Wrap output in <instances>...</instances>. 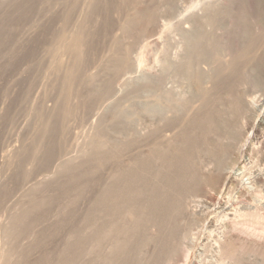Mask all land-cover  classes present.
Returning a JSON list of instances; mask_svg holds the SVG:
<instances>
[{
	"label": "bare ground",
	"instance_id": "obj_1",
	"mask_svg": "<svg viewBox=\"0 0 264 264\" xmlns=\"http://www.w3.org/2000/svg\"><path fill=\"white\" fill-rule=\"evenodd\" d=\"M62 1L68 6H65L67 7V11L64 14V20L68 23L73 20L72 17L75 18L73 12L78 10L77 8H79V6L77 7L78 4L75 3V1ZM165 1L168 5L169 3L173 5L175 2V0ZM255 1L257 2L255 3V5L257 4L256 8L258 7L255 16L256 20L253 16V20L255 21H251L249 18L250 16L247 17L248 15L244 16L245 14L242 11L244 18L246 17V19L248 18L250 20L242 19L241 26H239L240 18L238 16L241 13H238L239 15L236 14V17L239 18V32L237 30V24L235 25L237 27L235 30V26L231 28L233 24H230L231 22L229 23L230 17L233 19L234 16L232 7L233 4H235V0H197L195 2L194 10L188 15L189 17L187 19V22L192 25V28L190 26L189 28L191 29H186L189 23L184 25L185 21L183 22V20L185 19H182V22H180L182 27L179 28V24H177L178 27H175L177 28L176 30L179 31L177 33L180 34L179 37L181 38H179L177 42L178 45L180 44L178 46L179 50H177L178 48L176 47L177 49L173 51L174 53L171 52L173 55L168 54L167 52L169 51H167L165 56L162 55L164 57L162 63L157 59L158 63L161 64L159 68H163L164 71L161 74L159 85L157 84L158 79L156 78V83H152L148 87L149 91L156 89L158 86V89L154 90L152 94H155V91H160L158 92L160 109L158 106H155L156 104L154 105L158 108V110L156 109L158 113L157 119L154 120L152 117H149L150 119L146 126L144 136L140 137L139 134L138 136L134 135L135 131H132V136H125V139L121 138L122 140L117 141L113 140L114 137L113 139L107 137L106 134L108 132L104 125L108 124L98 122L101 125L99 124V128L97 127L98 130L95 138L90 140L89 148L87 147L88 150L87 148L83 150L82 147L84 145H82V147L80 146L82 152H78L80 155L78 156V153L76 154L77 156L73 155L76 159L71 156V158L68 156V159L66 156L67 159H63V162L60 161L61 163L56 167L57 171L55 172L57 174L55 175L58 177L53 175V183H50L52 180L48 183L43 177L47 184L42 181V183H44L42 186H32L31 188L29 186L30 192L27 191L29 192L27 205L21 206L20 208L17 207V209L19 208L18 211L10 213L8 223L0 229L2 234L0 237V264H188L193 254V237L200 238L202 233L208 229V227L206 228V222L208 219L212 218L210 217L211 215L215 220L214 222H217L219 226L221 225V229H223L222 227L226 223H229V225L227 224L225 226L226 229L224 228L225 232L231 230L232 232L234 231V233L236 231L237 234L238 232H242V234L246 233L249 236L252 235V237H264V207L262 208L259 204H256L258 202L254 205L247 200L252 206H250L249 210L245 208L246 211H243L244 206L240 207L241 203L232 204L230 200L223 203L217 198L218 194L222 195L225 193L230 195L234 192L240 194L241 197H246V199H248V195L258 198L257 194L261 193L258 189L253 190L256 188L254 186V188H252L253 191H250L242 185V181H244L243 179H245L244 177H246V175L237 179L231 174V169L235 164L239 162V164L244 163V160L241 159V149L249 140V134L251 132L258 133V130L264 128V119H260V115L255 108V104H259V100H257L255 96L260 92L258 89L264 87V85L261 86L264 82V0ZM34 2L35 0H24L23 4V2L14 0L15 5L21 8H25L28 5L30 10L31 7L33 8L32 5H34ZM159 2L160 1H158V3ZM83 3L85 6V2ZM130 3L142 5V7L131 10L129 7L131 6ZM156 3L157 0H94L90 3V10L86 16V21L88 25L92 23V21L98 23L94 17L100 15L103 29L101 27L100 31L99 28L95 29L98 30L99 33H101V29L103 30V33L100 34L102 37L99 35L101 39L110 32H113L116 26H119L120 29V34L112 37L111 44H109V42L106 43L108 47L111 45L109 49L106 47L108 51H110L111 56L109 55L110 59L108 58L109 60L107 59V63L104 64V72L106 71L104 76H106L104 78V84L102 80L101 87H97L95 83L98 81V77L103 75V71L100 76L90 75L91 73H89L88 70L85 71L89 68L86 65H90L88 62H91L88 57H91L92 54L93 58L95 55L96 57L98 55L97 53L95 55L92 53L94 50L93 45L97 44L95 43L96 38H100L98 37V32H90L86 28L84 31H80V33L74 35L70 34L71 37L69 38L67 36L68 32H66V34L63 31L64 33L60 32V34H62L56 36V42L51 45H45L48 46L46 48L44 46L45 56L54 57L56 55L57 57L58 49L60 48L59 46V48H57L58 43H63V41H67L68 38H72L71 40L73 41L69 46L67 45V47L64 48L55 62V71L58 72L59 76V84H56L58 87L57 89L60 91V94L58 91V103H54L55 100L53 101L54 104L49 102L52 106L56 104L53 109H50L46 102H44L46 107L40 106L39 109L37 108V112H34L36 115L33 113L32 117L38 118L39 121L38 129L36 132H33V134H35L31 141L25 145L23 151L16 157L15 165L17 164L18 167L16 171L19 172L17 173L21 179H27L29 176L33 175L32 173L34 171H39L38 168H47L55 155H58L62 150L64 153L67 147H70L69 145L66 147L65 143L66 141L69 142L72 136H67L70 140L65 139V137L67 131L72 127L67 129V127H69V125L67 126L66 124L67 120L69 118L72 120L71 117L74 118L75 116H72L74 107H72V104L70 105L71 98L79 99V103L76 102V104L83 110H81L82 114L87 113L84 115L89 116L88 112H90L93 107H99L98 103L100 100L116 88L114 86V79L117 78V75L120 74L124 68L127 69L128 66H132L130 65V63H132L130 62V55L132 54V50L134 49L133 46L136 41L141 39L144 33H147L146 29L149 26H154L156 22H158L157 19L160 15V9ZM176 3L177 2H175V4ZM0 9H2L1 5ZM173 9H175V7ZM30 10L24 12L23 10L8 9L0 16V20L11 24V29L15 30L16 27L13 28V24L17 20L28 17L27 15ZM113 10L119 13L127 12V16L125 18L122 17L124 18L123 21L120 20L121 18L118 19V22L122 21L119 25H116L118 24L117 22L114 24V19L112 21L110 17V13L111 11L113 12ZM78 13L81 14V12ZM114 13L116 14V12ZM161 14L163 15L162 12ZM97 18L101 21L98 16ZM254 22L256 24H254ZM72 24L74 25V23ZM87 24L85 26H88ZM155 27L157 28V26ZM165 27L168 29L171 28V26L166 25L164 28ZM93 29L94 28H92V30ZM115 31L117 30H114V32ZM165 31L166 30H164V32ZM164 32L163 34H166ZM227 32L232 34L231 37L233 39H231L232 41L230 43L224 38ZM233 35L235 36L233 37ZM124 36H130L132 38L131 42L126 43V37ZM9 39L10 38L4 39L0 37V47L8 44V41L10 44ZM101 39L99 40L100 43ZM168 40L165 41L170 43V39ZM11 41H14L15 47V41L17 40L13 39ZM99 42L95 47L99 45ZM138 42L139 41H137V43ZM101 44L99 48H101ZM103 44H105V42ZM166 45L167 44H165V47ZM10 47H12V45ZM17 48H15V50ZM227 51H229V53ZM14 53L16 52L14 51ZM100 53L102 52L100 51ZM105 53L108 56V52ZM38 54L40 53L38 52ZM38 54L36 53V55ZM140 55L139 64L143 63V56ZM86 60H88V62H86ZM44 61L40 60V63L35 64L40 66ZM96 62L100 63V61L97 60ZM162 64L163 67L161 68ZM204 65H207L210 69H208L209 71L207 73V69H205V71L202 69ZM7 66H9V64ZM10 67H12V65H10ZM40 67L42 68V65ZM130 67L129 70L131 69ZM87 72L89 74H87ZM123 72L125 73L126 70H123ZM181 79H188L189 83L191 82L192 88L190 89V84L188 85V89L190 90L186 91L187 88H182L185 84L183 85V83H180ZM40 80L42 81L41 77ZM169 80H172L171 83H173H170L171 86L173 85L170 89L166 87ZM188 81L186 80L184 83H188ZM174 83H176V85L179 84V86L181 85L179 89H182L178 90L180 92H184L185 90L187 94L184 95L183 93V95H180L181 93H177L178 91H176V89L179 86L177 85L178 87L175 88L174 86L176 85ZM16 87H13V89ZM10 88L8 90H10ZM191 90L192 93H190ZM254 90H257V94L253 93ZM11 91L13 92V90ZM193 92H195V95ZM262 92H260L261 95L264 94ZM21 93L23 94L24 92ZM189 93L190 96L193 95L188 97L187 95H189ZM15 94H18V92ZM54 97H56V95H54ZM158 97L155 100H157ZM41 102H43V100L39 103ZM14 103L16 102L14 101ZM150 103L152 104V102ZM16 104H18V102ZM156 110L154 109V111ZM151 112L153 113V110ZM151 112L149 111V113ZM6 116L7 115L4 117L6 118ZM78 118L79 115L76 119ZM100 120L103 122L101 117L98 121ZM125 129H127V127L123 128V126H120L121 132H124ZM71 131L72 129L69 131L70 135L73 133ZM69 144H71V141ZM65 155H61L62 158H64ZM67 155H69V153ZM32 156L35 157V163L33 162V165L29 162ZM29 163L32 166H30ZM243 166L244 165H242V167ZM55 178L60 179L57 180ZM54 179L57 181L54 182ZM39 182L42 184L41 180ZM254 183L255 182L251 181L252 185ZM246 187L248 188V185ZM251 187L249 188L251 189ZM2 191L3 190L0 191V208L6 200L5 198L8 197L7 193H10L9 190L7 192ZM261 199L262 198H260V200ZM247 202L246 205L244 204L245 206H247ZM80 203H84V207L82 209L80 207L82 210L81 213L78 211V204ZM54 207L57 210V215L55 214L56 218H54V221H56L55 225L53 227L51 226L52 228L50 229L48 227L46 228L47 230L43 229L44 231L36 233L35 230L46 222L48 215ZM211 221L213 222V220ZM214 228L215 227H213V229ZM62 230L66 232L62 245L56 248L53 247L54 249L51 245V249L45 247L46 249H43V254L40 248L46 245L49 246L48 242L51 240L55 241L52 238L59 237L58 234H62ZM231 231L229 233L232 234ZM214 232L215 231H212L211 233ZM29 235L32 236V238H29L30 240L32 239V241L28 240L30 241L29 243L27 238L26 241L30 246L27 244L28 247L25 248L24 244H21V242H23L25 236ZM226 236L223 237L222 235L221 239L225 240L229 237L228 235ZM209 238L212 237H208V239ZM237 239H239V237ZM206 240H204L205 243L209 241ZM257 240L259 239L257 238ZM218 242L220 243V241ZM244 242L245 241H242V243H240L243 244ZM246 243H244V245H246ZM221 244H223V242H221ZM206 245L208 246L207 243ZM211 245L217 253L218 251L213 247L216 245H214V243ZM217 245L219 247L218 250H221V261L231 259L229 261H234L236 264L237 262L240 263L242 259L240 258L242 251L240 248H236V251L231 253L229 251L227 252V250H231L229 248L223 250L227 246ZM244 245H241V248ZM38 249L41 250L43 254L42 257L40 255L37 260L34 259L36 261H31L30 259L33 258L31 257L33 256L32 252H36ZM211 251H206V253H211ZM213 255H215V253H213ZM199 256L203 257L202 255ZM211 260L209 264H215L213 262L216 261V263L220 264V262H218L219 259L216 261H214L215 259Z\"/></svg>",
	"mask_w": 264,
	"mask_h": 264
},
{
	"label": "rangeland",
	"instance_id": "obj_2",
	"mask_svg": "<svg viewBox=\"0 0 264 264\" xmlns=\"http://www.w3.org/2000/svg\"><path fill=\"white\" fill-rule=\"evenodd\" d=\"M18 1L23 2V4H24V0H18ZM60 1L59 0H35L34 5H32L33 8L31 7V10H30V8H29L28 5L25 8H23V7L21 8L20 6L15 5L14 4V0H0V5H1V8H2V9H0V16L6 10H8V9L9 10L15 9V10H19V11L20 10H23L24 12H28L30 10V12L27 15L28 17L30 16L29 18L26 17L25 19L17 20L13 24V28L16 27L15 30H12L11 29V24H8L7 22H4V21H1L0 20V37H3L4 39L5 38H10L9 39L10 40V44H9V41H8V44H6L7 46L4 45L3 47H0V137L1 138H4V139H1L0 138V142H1L0 143V154H1L0 155V184H1L0 185V189L3 190L2 192H7L8 190L10 192V193H7L8 194L7 195L8 196L7 197L8 199L5 198L7 201L4 199L5 200L4 201L5 203L3 202L2 207L0 208V224H1L0 229L8 223V221H9L8 218L10 217V213L11 212L14 213L15 211H18L21 206L27 205L28 200H29V192H30L29 186H30V188L32 186H34V187H36L38 185H41L42 186L44 184V183H42V181L47 184V182L49 183L52 180V182H50V183H53V178L52 177H53V175L57 174L55 172V171H57V168L56 167H58L61 162H63L67 158L69 159L70 156L72 158L76 159V157H74L73 155L77 156L76 154L78 152H82V150H80V146L82 147V145H84L82 147L83 150H86L87 147L89 148L90 140H92V139L95 138V135H96L97 130H98L97 127L99 128L98 125L100 123H102V124H108V125H104L105 128L107 129V132H108L106 135L110 139H113V137H114L113 140H116V141L117 140H122L123 138L125 139V136L126 137L132 136L133 135L132 131L133 132L135 131L134 132V135H137L138 136V134H139L140 137L141 136H144L145 129H146V126L148 124L149 119L151 117L154 120L157 119V115H158L157 110H158V108L160 109V107H159V101L160 100H159V97H158L159 96V93L158 92H160V91H158V92L155 91V94H152V92H154V90H157L158 89V86H157L156 89H152V90H149L148 91L149 85L152 84V83L153 84L156 83V81H155L156 78L158 79L157 84L160 82L159 80H160L161 74L164 71V69L162 68L163 67V64L161 66L162 69H160L159 66L161 64H159L158 61L160 63H162L163 60H164L163 59L164 57L162 55L165 56V53L167 51L170 52V53L167 52L168 54H171V52L175 51L178 48V46L180 45V44L178 45V43H177L178 40H179V38H180L179 37L180 34L177 33L179 31H177L176 30L177 28H175V27H178L177 24H179V28L182 27L181 24H180V22H182V19H185V20H183V22L185 21L184 22V25L187 24V23H189V22H187V19L189 17L188 15H190L192 13V10H194L193 9L194 8V4H195V2L197 0H182V1L181 0H175V2H177V3L175 4V2H174L173 5H172V3H171V5H170V3L168 5V3L165 0H157V3L156 4L158 5V8L160 9L159 14L161 16L158 14L159 15V17L157 19L158 22H156V24L154 26H149L146 29L147 33H144V35H143L144 37L142 36L141 39L137 40V41H139L138 42L139 44L136 41V43H137V44L135 43L136 46L135 45L133 46V48H134L133 50L134 51L132 50V54L130 52V54H131L130 55V57H131L130 58V62H132V63H130V65H132V66L131 67L130 66L127 67L128 70H129V67L131 69L128 71L126 68H124L123 70L124 71L126 70V72L124 73L123 70H122L121 71L122 73L120 72V74L117 75V78L115 77L116 78V79H114L115 80V85L114 84L113 85L116 88L114 90L112 89L114 92L112 91L109 94H107L106 96H104V98H102L103 101L101 99L100 102L98 103L99 104V107L98 106H97L98 108L97 107H93V109L90 111L91 113L88 112L89 116L84 115V114H87V113H84V112H83L84 114H82V112H81L82 109L79 108L78 105L76 104V102L79 103V99L76 98L78 100L77 101L75 98H73V99L71 98L70 105L72 104L73 105L72 107H74V109H73L74 110V113H73L72 116H74V115L75 116H74V118L71 117L72 120H70V118H69L68 119L69 121L67 120V123L66 124H67V126L69 125V127H67V129H69L72 126L71 127V129H72L71 132H73L74 134L72 133L73 135L72 134L70 135L69 134V131L71 129H69L67 131L66 137L67 136H70V137L72 136L71 137L72 139L70 140L69 137H67V138L65 137V139H68V140L71 141V144H69L70 141L69 142L66 141V143H65V140H64V143L66 144V147H67V145H69L70 147L69 148L67 147L68 150L66 148H64V149L67 150V151L65 150L66 152L64 151V153L62 152L63 150L60 151V153L58 152L59 154L58 155H55V157L58 156V157H56L57 159L54 157L55 159L54 158L52 159V161L50 162V165L47 168H44V169H39L38 168L39 171H37V172L34 171L32 173L33 175L29 176L27 179H25V178L21 179V177L18 176L19 175L18 174L19 172L16 171L18 169L17 164L15 165V163H16V157L23 151L25 145L31 141L33 135L35 134V133L33 134V132H36L37 129H38V126H39L38 125V123H39L38 118H34V116L32 117V115H33V113L36 110H38L40 108V106L41 107H44L46 104H47V106H49L50 109H53V107L56 104L52 106V104L49 103V102H52L53 103V101L55 100L54 103H58L57 100H59L60 91H59V89H57L58 87L56 86V84L57 85L59 84V82H58V77L59 76H58V72L55 71V62L57 60V57H59V55L63 52L64 48H66L67 45L69 46L73 42L71 40L72 38L69 39L72 34L74 35L76 33H80V31L82 32L86 28L90 32L96 31V32L99 33L100 27L102 28V23H101L102 22V18L100 17V15H97V16L101 19V21L98 20L97 16H95L96 18L94 17V19H96L99 24L96 23L95 21H92V23H90L91 24V26H90V24L88 25L87 24V21H86V16H87V14L89 13V10H90V5H91L90 3H92V1H94V0H83V1L82 0H70V2L71 1H75V3L78 4L77 7L79 6L80 9L77 8L78 10H75L73 12V14L75 15V18L72 17L73 20H71L68 23L64 20V14L66 13V11H67L66 9H67L68 6L65 3H63L62 0H60ZM158 1H160V2L158 3ZM78 2L79 3L81 2V3L79 4ZM83 2H85V6H84V3ZM236 2H237V4H236ZM72 3H74V2H72ZM255 3H257L255 0H237V1L235 0V4H233V7H232L233 8L232 10L234 11V12L233 11L232 12H233V15L235 17L233 16V19H232V17H230V21H229V23L231 22L230 24H233V25H231V28H233L237 24L236 26L238 27V29H237L236 26H235L236 28L234 27V29L235 30L237 29L238 32H239V26H241V23H242L241 21H242V19H246V17L244 18V16H247V15H248L247 17L250 16L249 18L251 19V21H255L256 20V17L255 16H256V12L258 10L257 9L258 7L256 8V5L257 4L255 5ZM130 4H131V6H129V7H130L131 10H135V9H138V8H141L142 7V5H137V4H133V3H130ZM144 4H145V2H144ZM239 4H242V5H239ZM65 6H67V7H65ZM174 7H175V9H173ZM239 7H241V8H239ZM81 9H83V10H81ZM161 9H162V11H161ZM236 11H237V13H236ZM242 11L244 12L245 15L243 14ZM78 12H81V14L78 13ZM114 12H116V14ZM161 12L163 13V15L161 14ZM238 13L239 14L241 13V14L239 15ZM167 14H169V15H167ZM236 14L239 15L238 17L240 19L236 17ZM252 14H255V15H252ZM114 15H116V16H114ZM126 16H127V12H125V13H119V12L113 10V12L111 11V13H110V17L112 18V21L114 19V21H113L114 24H115V22L118 23L116 25H119ZM241 16H243V17H241ZM253 16H254L255 20H253L254 19ZM122 17H124V18H122ZM118 19H120L122 21H119L118 22ZM238 19L240 21V25H239ZM250 19L247 18L246 20H250ZM62 20H64V21H62ZM233 20H235V21H233ZM83 21H84V23H83ZM85 21H86V23H85ZM162 21L164 22V24H163ZM177 21H179V22H177ZM64 23H65V25H64ZM72 23H74V25ZM86 24L88 26H85ZM254 24H256V23L254 22ZM163 25L164 26L165 25L166 26H171V28L170 29H168L166 27L164 28ZM60 26H61V28H60ZM155 26H157V28ZM190 26L192 28V25L190 23L187 24L186 29L187 28L188 29H191V28H189ZM66 28H67V30H66ZM92 28H94V29L92 30ZM95 28L96 29L99 28V31L96 30ZM179 28H178V30H179ZM254 28H255V26H254ZM102 29H101V33L98 34V37H100L101 36L100 34L103 33V30ZM114 30H117V31L114 32ZM114 30H113L114 33L113 32H110V33L111 34L113 33L115 35H113V34L111 35L109 33L107 36L105 35L103 39H101V37H102L101 36L100 38H96L95 43L98 44V42H99L100 39H101V43H102L103 40L105 39L104 40L105 44L107 42H109V44H111L112 37L113 36L114 37L115 36H118V34H120L119 26H116ZM164 30H166V31L164 32ZM63 31L65 33L68 32V34L67 33L66 34H67V36L69 38L67 39V41H65V42L63 41V43L62 42H59L58 43L57 48H59V47L60 48L58 49L57 57L55 55L54 56L55 59H54L53 56H50V57L45 56V54H44L45 53V48L48 47V46H45V45H51L52 43L56 42V36L58 34L61 35L62 33H64ZM60 32H62V33L60 34ZM163 32L166 33V34H163ZM225 35H226L224 37L225 40H228V42L230 43L232 41L231 39H233L231 37L232 34L227 32V33H225ZM119 36H122V35H119ZM166 36H168V37H166ZM234 36L235 35H233V37ZM124 37H126V40L124 39L126 41V43L127 42H131L132 38L130 36H124ZM12 38L15 39V40H17V41H15V47H14V41H11V40H13ZM129 38H130V40H129ZM167 38L170 39V43L168 42L169 40ZM164 39L165 40H168V41H165ZM164 41H165V44H167L166 47H165V44L163 45ZM143 42H144V44H143ZM149 42H150V44H149ZM11 43H13V44H11ZM19 43H20V45H19ZM101 43L99 42V45L96 46V47H95V45H97V44L93 45L94 46V50L92 51V53H94V55L97 53L98 55H97V57L95 55L94 58L92 56L93 54L91 55V57L90 56L88 57L90 59L89 61H91V62H88V60H86V62L90 63V65H92V66H90V65L87 64L86 66H88L89 68H87L85 70V71L88 70V72L91 73L90 75H96V76L102 75V71H103V75L100 76V77H98L99 79L95 83V85H97V87L98 86L101 87L100 85H102V80H103V84H104V78L106 76V75L104 76V74H106V71L104 72V70H105V68H104L105 65L104 64L107 63V61L110 59L109 57L111 56L110 51H108V49H109V47H111V45L108 47L107 44L105 45V44L102 43L103 44L102 45ZM100 44H101V48H99ZM11 45H12L13 48L10 47ZM162 45L164 46L165 49L163 48ZM44 46H45V48H44ZM167 46H169V47H167ZM174 46H175V48H174ZM15 48H17L18 50L17 49L15 50ZM163 49H164V51H163ZM177 50H179V48ZM14 51L16 53H14ZM95 51H97V52H95ZM100 51L102 53H100ZM138 51H140V52H138ZM11 52L13 53V55H12ZM38 52L40 54H38ZM105 52H108V56L106 55ZM160 52H161V54H160ZM227 52L229 53V51H227ZM36 53L38 55H36ZM173 53L171 55H173ZM42 54H43V56H42ZM104 55H105V58H104ZM139 55L140 56H143V63H141V64H139V58H140ZM44 56H45V58H44ZM161 56H162V58H161ZM46 57H48L50 59H48ZM159 57H160L161 60L159 59ZM37 58H38V60H37ZM42 58H44V59H42ZM39 59L40 60H43V61L45 60L43 63L41 62L42 63L41 64L42 65V68L40 67L41 65L40 66H37L35 64V63H40V60ZM134 59H135V61H134ZM157 59H158V61H157ZM46 60H47V63H46ZM96 60L97 61H100V63L99 62H96ZM137 60H138V62H137ZM44 63H45V65H44ZM137 63H138V66H137ZM8 64H9V66H7ZM10 65H12V67H10ZM202 67H203L202 69H204L203 71H205V69H207L206 70V73L210 70L207 65H204ZM6 68H8V69H6ZM4 69H6V70H4ZM41 70H42V72H41ZM88 72H87V74H89ZM157 74H158V76H157ZM40 77H41L42 81L40 80ZM36 78H37L38 81L36 80ZM49 80H50V82H49ZM186 80L188 81V79H185V80L184 79H181L182 82L180 81V83H183V85L185 84L184 86L182 85L183 86L182 88L185 87V89L187 88L186 91H188L192 87H191V84H190L191 82L189 83V81H188V83H184V82H186ZM16 81H17V83H16ZM171 81L169 80L168 83H167V85H166V87L169 88V89L173 87V85L172 86L170 85ZM263 81H264V79H263ZM47 82H48V84H47ZM263 83H262L261 86L264 85ZM157 84H155V85H157ZM171 84H173V83H171ZM174 84L176 85V83H174ZM189 84H190V89H188L189 88V86H188ZM146 85H148V86H146ZM177 85L179 86V84H177ZM177 85L174 86V87L177 88L178 87ZM186 86H188V87H186ZM13 87H16V88L13 89ZM180 87H181V85L176 89V91H178L177 93H181L180 95H183V93H184V95L187 94V93H185L186 91L184 89H183L184 92L183 91L180 92L179 90L182 89V88L179 89ZM9 88H10V90H8ZM262 88L264 89V87H262ZM262 88H260V89H262ZM53 89H55V90H53ZM260 89H258V90L260 92L263 91L262 93H264V90L263 89L260 90ZM11 90H13V92ZM82 90H85V89H82ZM56 91H57V93H56ZM58 91H59V94H58ZM193 91H195V90H193ZM17 92H18V94H15ZM21 92H24V93L22 94ZM49 92H51V93H49ZM149 92H151V93H149ZM256 92H257V90L256 91L254 90L253 93L257 94ZM260 92H258L259 95L257 94V96H255L256 99L259 100L258 101L259 104L256 103L255 104V106H256L255 108H256V111H258V113L260 115V119L263 120L264 118H262V117H264V94L261 95ZM10 93H11V95H10ZM190 93H192V90H191ZM190 93H189V95H187L188 97H191L193 95L192 94L190 96ZM193 93L195 95V92H193ZM42 94H44V95H42ZM54 95H56V97H54ZM156 96L158 97L157 100H155L157 98ZM122 97H123V99H122ZM151 98H152L153 101L151 100ZM37 100H39V101H37ZM42 100H43V102L39 103ZM72 100H73V103H72ZM14 101L16 103L18 102V104L14 103ZM149 101L152 102V104ZM11 102H13V103H11ZM25 102H26V104H25ZM44 102H46V104ZM154 105L155 106H158V108L155 107ZM76 108H77V110H76ZM78 108H79V110H78ZM151 109L153 110V113L151 112L152 111ZM154 109L155 110L157 109V110L154 111ZM13 110H15V111H13ZM149 111L151 113H149ZM75 112H76V114H75ZM5 115H7L6 116L7 120L4 117ZM78 115H79V118L76 119V117H78ZM80 116H81V118H80ZM100 117L103 120V122L101 120L98 121L100 119ZM83 118H85V119H83ZM111 120H113V121H111ZM98 122H100V123H98ZM263 123H264V120H263ZM120 126H123V128H126L127 127V129H125L124 132H121L122 130H120ZM116 127H117V130H116ZM73 128H74V130H73ZM113 130H114V133H113ZM258 131H259L258 133L257 132L256 133L255 132H253V133L251 132L249 134L250 135L249 136V140L245 143V145L241 149L242 150V154H243V155L241 154V159L244 160V163L243 164H239L240 163L239 162V163L235 164V166H234L235 168L233 167L231 169L232 176H234L237 179H239L243 175H246V177H244L245 179H243L246 182L242 181V185H244L246 189H248L250 191H253L255 189L260 190L261 193H258L257 194L258 195V198L256 197L258 200L255 197H250V195H248L247 196L248 199H246V197L245 198L244 197H241L240 194H238L236 192H234V193H232L230 195L225 194V193H223L224 195L223 194L222 195L221 194L220 195L219 194L217 195V198H218V200L220 202L225 203V202H228V200H230V203H232V204H234V203H236V204L237 203H241V205L240 204L239 205H240V207H243L244 206L243 207V211H246V209L249 210L250 209V206H252L251 203L250 204L248 203L249 201L252 202L254 205H255L256 202H258L256 204H259L260 207H262V208L264 207L263 206L264 205V202H263L264 201V197H263L264 196V193H263L264 192V134H263L264 133V128L263 129H260ZM135 133H137V134H135ZM93 135H94V137H93ZM87 142H88V144H87ZM88 148H87V150H88ZM78 149H79V151H78ZM13 151H14V153H13ZM65 153H66V155H65ZM68 153H69V155H67ZM61 155H65L64 158H62ZM79 155H80V153H78V156ZM66 156H67V158H66ZM32 158L30 157L31 160H29V162L32 163V165H33V162L35 163V157L32 156ZM30 163H29V165L32 166ZM242 165H244V166L242 167ZM15 167H16V169H15ZM55 168H56V170H55ZM43 170H44V172H43ZM15 172L16 173L18 172L17 175H16ZM35 172L38 173V174H36ZM36 175H38V176H36ZM45 176H46V178H45ZM43 177H44V179L47 182L43 179ZM56 177H58V176H56ZM60 178H55V179L59 180ZM55 179H54V182L57 181ZM16 180H18V181H16ZM40 180H41V183L42 184H40V182H39ZM251 181L252 182H255L254 183L255 185L254 184L252 185L251 184ZM256 183H258V184H256ZM247 185H248V188L246 187ZM253 186L256 187V188H254ZM249 187H251V189ZM252 188H254V189L252 190ZM27 191H29V192H27ZM261 194H262V196H261ZM238 197L241 198V199H239ZM260 198H262V199L260 200ZM247 200H248V202H247ZM240 201H243V202H240ZM246 202H247V206H245L246 205ZM78 205H79L78 206V211L81 213L82 212L81 209L84 207V203L83 204L80 203ZM17 207H19V208L17 209ZM80 207H81V209H80ZM56 212H57V210L54 207L51 210L50 214L48 215V219H47L48 221L46 220V222H45L46 224L45 223L42 224L40 227H38L36 229L37 231L35 230V232L38 233L39 231L47 230L46 228H48V227H49V229L52 228L55 225V223H56V221H54V218H56V216H55ZM198 212H201V211H198ZM210 217H212V218H210ZM210 217L209 218L211 220H213V222L210 219L207 220V222H206L207 223L206 228L208 227V229H206V231H204L202 233V236L200 238L193 237V241H194V242H192L194 244V248L192 250L193 254H192L191 259L188 262V264H197V263L198 264H209V262L211 263V261H212L211 259H213V260L215 259L214 261H216L217 259H219L218 262H220V264H222V263L223 264H225V263L226 264H232V263L233 264H236L234 261H229L231 259L226 260L227 262L224 261V260H222V261L220 260V258L222 257V255H221V252H220L221 250L220 251L218 250L219 247H218L217 244H220L222 246L223 245L227 246L223 250H227V248H229L231 250H227V252L229 251L231 253L232 252H235L236 251V248H240L243 251V252L241 251V255H240L241 256L240 258H242V259L240 260V263L237 262V264H241V263L242 264H264V255H263L264 254V245H263L264 244V239H263L264 237H252V235L249 236L246 233H243L242 234V232L241 233L238 232V234H237L236 231L234 233V231L232 232L231 230L230 231L232 232V234L229 233L230 231L229 232L228 231L225 232V229H226L225 226L227 224L229 225V223H226L222 227L223 229H221V227H220L221 225L219 226V224L217 222H214L215 220L213 219V216L211 215ZM213 227H215V228L213 229ZM216 227H217V229L220 228L221 231H220V229L217 230ZM64 231H65V229H64ZM64 231L62 230L61 231L62 234H60V233H59L60 235L58 234V236L60 238L59 237H54L52 239L55 240V241H52V240L50 241L49 240L50 241V242H48L49 246L46 245L43 248H40L42 250V253L43 254H44L43 249L45 247H47L48 249H51V247L52 248L53 247L56 248L57 246L60 247L62 245V243L64 241V238H65V235H66L65 234L66 232H64ZM66 231H67V229H66ZM212 231H215L214 232L215 234L214 233H211ZM207 232H209V233H207ZM224 234H225V236L226 235L229 236L226 239L224 238L226 241L223 240V239H221L222 238V235H223V237H225ZM1 235L2 234H1V231H0V237H1ZM205 235H207V236H205ZM218 235H220V236H218ZM208 237H212V238H209L208 239ZM214 237H216V238H214ZM218 237L220 238V240H219ZM238 237H239V239H237ZM29 238H32V236H30V235L29 236H25L24 237L25 243H24V240H23V242H21V244L22 243L24 244L25 248L28 247L27 244H29L30 241H32V239L30 240ZM195 238H197V239H195ZM257 238L259 240H257ZM26 239H27V241L30 240V241H28L29 243L26 241ZM194 239L196 240V242H195ZM200 239H201V242H200ZM227 239H229V240H227ZM204 240H206V241L209 240L208 242H206L208 244V246L206 245V243H205ZM254 240H255V242H254ZM216 241L217 242L220 241V243L219 242L217 243ZM242 241H245L244 243H246V241H247L246 245H244V243L241 244ZM256 241H257V243H256ZM221 242H223V244H221ZM213 243H214V245H216V246H213V247L216 248V250L219 252V254H218V252L216 253L215 249L212 248V245L211 244H213ZM199 244L202 245V246H200ZM204 244H205V246H204ZM233 244H234V246H233ZM253 244H254V246H253ZM50 245H51V247H50ZM53 245H55V246H53ZM197 245H199V246H197ZM237 245L240 246V247H238ZM241 245H244L243 247H246V248H243L242 247L243 248L242 249L241 248ZM29 246H30V244H29ZM206 246L209 247L210 249L207 248ZM228 246H230V247H228ZM40 249H38L36 252L35 251L32 252L33 253V256L30 255L31 257H33V258L30 259L31 261L32 260L33 261H36L38 259V257H40V255L42 257L43 254L41 253V250ZM203 249H204V251H205V249H206V251H211L212 250L211 251L212 254L210 252H207L208 254L209 253L211 254V255L209 254L211 257L206 253V251L204 252ZM258 250L260 251V253H259ZM196 251L197 252L199 251V252L197 253ZM195 252H196V255H195ZM213 253H215V255H213ZM199 255H202L203 257H201ZM216 255L217 256L219 255L220 257L219 256L217 257ZM34 256H35V258H34ZM212 256H214L216 258H214ZM34 259H36V260H34ZM205 260H206V262H205ZM216 262H213V263L219 264V263H216ZM20 264H24V263H20Z\"/></svg>",
	"mask_w": 264,
	"mask_h": 264
}]
</instances>
